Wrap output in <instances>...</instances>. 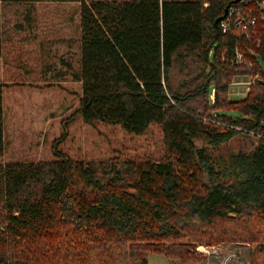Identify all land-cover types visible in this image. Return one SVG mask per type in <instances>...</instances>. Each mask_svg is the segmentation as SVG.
Wrapping results in <instances>:
<instances>
[{"label": "trees", "instance_id": "1", "mask_svg": "<svg viewBox=\"0 0 264 264\" xmlns=\"http://www.w3.org/2000/svg\"><path fill=\"white\" fill-rule=\"evenodd\" d=\"M42 1L80 3V57L72 77L81 97L73 116L135 135L157 123L171 158L84 162L55 144L51 160L8 162L0 174V264H19L12 245L26 241L33 249L41 240L43 248L29 255L49 264H146L148 253L184 264L200 259L196 245L219 240L255 243L249 264H264V9L249 1L257 22L246 39L214 24L237 0L0 3ZM23 28L0 29V57ZM235 48L250 67L233 64ZM224 61L231 72L235 65L261 75L238 108L219 100V91L228 90V83L220 86ZM179 62L200 71L193 89L173 86ZM202 97L207 118L192 106ZM238 134L256 137L252 149H221Z\"/></svg>", "mask_w": 264, "mask_h": 264}, {"label": "rangeland", "instance_id": "2", "mask_svg": "<svg viewBox=\"0 0 264 264\" xmlns=\"http://www.w3.org/2000/svg\"><path fill=\"white\" fill-rule=\"evenodd\" d=\"M20 26H24L20 41L6 43L0 57L5 141L0 154V174L8 162L53 159L55 144L58 150L84 162L102 159L166 161L171 158L162 128L157 123L150 124L143 134L135 135L119 125L86 124L79 115L73 116L81 97V84L72 77L80 57L79 2L0 3V29L11 32ZM224 63L228 65V72L220 86L228 83V90L219 91V100L229 105L226 107L238 108L255 88L257 80H261V75L252 70H235V65L231 72L230 63ZM259 63L264 71V62L260 60ZM175 66L173 86L188 90L199 83L200 71L183 70L182 62ZM212 96L211 93V100ZM200 103V106H192L207 118L209 108L204 97L200 98ZM254 141L255 136L246 138L238 134L221 149L228 152L250 150ZM196 144L202 145L200 141ZM2 204L0 197V230H3L4 219ZM41 242L32 249L24 241L12 245L9 251L17 256L19 264H49L29 255L43 248L46 242ZM255 245L229 240L205 241L195 246L200 259L184 264H249ZM48 249L53 253L52 248ZM175 261L162 254L148 253L146 264Z\"/></svg>", "mask_w": 264, "mask_h": 264}, {"label": "built area", "instance_id": "3", "mask_svg": "<svg viewBox=\"0 0 264 264\" xmlns=\"http://www.w3.org/2000/svg\"><path fill=\"white\" fill-rule=\"evenodd\" d=\"M249 1L253 0H237L228 4L225 16L219 21L223 33H230L246 39H250L255 34L257 16L254 13V8L248 6ZM255 2L257 7L261 10L264 9V0H255ZM259 17L264 21V13H261ZM232 62L241 66L242 69L244 65L251 66V63L244 59L243 54L237 48H235Z\"/></svg>", "mask_w": 264, "mask_h": 264}, {"label": "water", "instance_id": "4", "mask_svg": "<svg viewBox=\"0 0 264 264\" xmlns=\"http://www.w3.org/2000/svg\"><path fill=\"white\" fill-rule=\"evenodd\" d=\"M227 8H228V5H226V7L224 8V12L221 16L217 17L214 21V24L217 25L218 22L225 16L226 12H227Z\"/></svg>", "mask_w": 264, "mask_h": 264}]
</instances>
